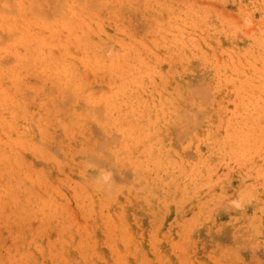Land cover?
I'll use <instances>...</instances> for the list:
<instances>
[{"label": "rangeland", "instance_id": "rangeland-1", "mask_svg": "<svg viewBox=\"0 0 264 264\" xmlns=\"http://www.w3.org/2000/svg\"><path fill=\"white\" fill-rule=\"evenodd\" d=\"M0 264H264V0H0Z\"/></svg>", "mask_w": 264, "mask_h": 264}]
</instances>
